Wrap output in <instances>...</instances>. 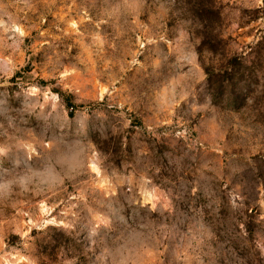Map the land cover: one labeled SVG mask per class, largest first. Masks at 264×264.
<instances>
[{"label":"rangeland","instance_id":"1","mask_svg":"<svg viewBox=\"0 0 264 264\" xmlns=\"http://www.w3.org/2000/svg\"><path fill=\"white\" fill-rule=\"evenodd\" d=\"M0 264H264V0H0Z\"/></svg>","mask_w":264,"mask_h":264}]
</instances>
